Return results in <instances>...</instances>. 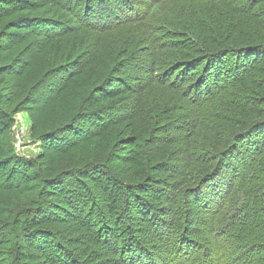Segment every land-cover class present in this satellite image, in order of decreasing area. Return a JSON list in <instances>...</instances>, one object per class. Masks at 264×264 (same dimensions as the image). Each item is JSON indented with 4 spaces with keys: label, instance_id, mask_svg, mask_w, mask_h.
Wrapping results in <instances>:
<instances>
[{
    "label": "trees",
    "instance_id": "16d2710c",
    "mask_svg": "<svg viewBox=\"0 0 264 264\" xmlns=\"http://www.w3.org/2000/svg\"><path fill=\"white\" fill-rule=\"evenodd\" d=\"M0 25V264H264V0H0Z\"/></svg>",
    "mask_w": 264,
    "mask_h": 264
},
{
    "label": "rangeland",
    "instance_id": "374dc122",
    "mask_svg": "<svg viewBox=\"0 0 264 264\" xmlns=\"http://www.w3.org/2000/svg\"><path fill=\"white\" fill-rule=\"evenodd\" d=\"M34 1L37 2V0ZM31 127L32 121L28 112L19 111L15 113L13 123L10 127V132L13 136V144L15 143V151L19 155L28 158L36 157L42 150L40 142L36 139L33 140L30 138Z\"/></svg>",
    "mask_w": 264,
    "mask_h": 264
}]
</instances>
